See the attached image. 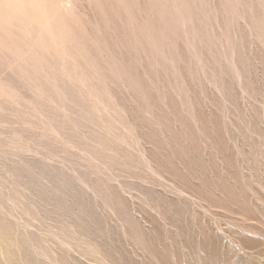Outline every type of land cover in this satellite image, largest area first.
I'll list each match as a JSON object with an SVG mask.
<instances>
[{"label": "rangeland", "instance_id": "1", "mask_svg": "<svg viewBox=\"0 0 264 264\" xmlns=\"http://www.w3.org/2000/svg\"><path fill=\"white\" fill-rule=\"evenodd\" d=\"M0 264H264V0H0Z\"/></svg>", "mask_w": 264, "mask_h": 264}]
</instances>
